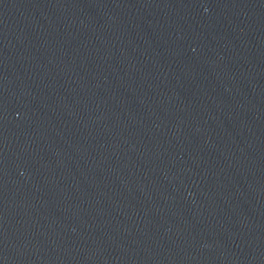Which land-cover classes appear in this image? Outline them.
Returning <instances> with one entry per match:
<instances>
[{
    "label": "water",
    "instance_id": "obj_1",
    "mask_svg": "<svg viewBox=\"0 0 264 264\" xmlns=\"http://www.w3.org/2000/svg\"><path fill=\"white\" fill-rule=\"evenodd\" d=\"M0 264H264V0H0Z\"/></svg>",
    "mask_w": 264,
    "mask_h": 264
}]
</instances>
